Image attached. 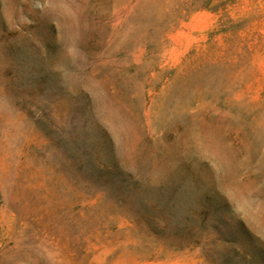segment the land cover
Returning a JSON list of instances; mask_svg holds the SVG:
<instances>
[{
    "label": "rangeland",
    "instance_id": "374dc122",
    "mask_svg": "<svg viewBox=\"0 0 264 264\" xmlns=\"http://www.w3.org/2000/svg\"><path fill=\"white\" fill-rule=\"evenodd\" d=\"M0 264H264V0H0Z\"/></svg>",
    "mask_w": 264,
    "mask_h": 264
}]
</instances>
